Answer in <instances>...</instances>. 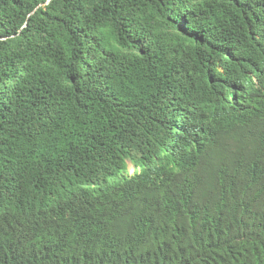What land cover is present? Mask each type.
Wrapping results in <instances>:
<instances>
[{
  "label": "trees",
  "instance_id": "obj_1",
  "mask_svg": "<svg viewBox=\"0 0 264 264\" xmlns=\"http://www.w3.org/2000/svg\"><path fill=\"white\" fill-rule=\"evenodd\" d=\"M0 264H264V0H0Z\"/></svg>",
  "mask_w": 264,
  "mask_h": 264
},
{
  "label": "clouds",
  "instance_id": "obj_2",
  "mask_svg": "<svg viewBox=\"0 0 264 264\" xmlns=\"http://www.w3.org/2000/svg\"><path fill=\"white\" fill-rule=\"evenodd\" d=\"M141 170V165H134L129 163V167L126 171L128 176H132L135 173H138Z\"/></svg>",
  "mask_w": 264,
  "mask_h": 264
},
{
  "label": "bare ground",
  "instance_id": "obj_3",
  "mask_svg": "<svg viewBox=\"0 0 264 264\" xmlns=\"http://www.w3.org/2000/svg\"><path fill=\"white\" fill-rule=\"evenodd\" d=\"M173 143V142H172ZM174 145V144H173ZM171 147V146H170ZM172 149V148H171ZM168 150V149H167ZM169 151H170V149H169ZM170 153H171V151H170ZM162 160V159H161Z\"/></svg>",
  "mask_w": 264,
  "mask_h": 264
}]
</instances>
